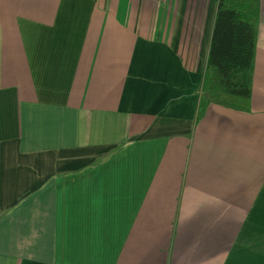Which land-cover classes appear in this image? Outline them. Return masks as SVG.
I'll return each instance as SVG.
<instances>
[{
    "label": "crops",
    "instance_id": "0c3cea01",
    "mask_svg": "<svg viewBox=\"0 0 264 264\" xmlns=\"http://www.w3.org/2000/svg\"><path fill=\"white\" fill-rule=\"evenodd\" d=\"M250 110L195 120L210 0H0V264H264V0Z\"/></svg>",
    "mask_w": 264,
    "mask_h": 264
},
{
    "label": "trees",
    "instance_id": "16d2710c",
    "mask_svg": "<svg viewBox=\"0 0 264 264\" xmlns=\"http://www.w3.org/2000/svg\"><path fill=\"white\" fill-rule=\"evenodd\" d=\"M215 6L195 120L218 105L250 110L260 0H210Z\"/></svg>",
    "mask_w": 264,
    "mask_h": 264
}]
</instances>
